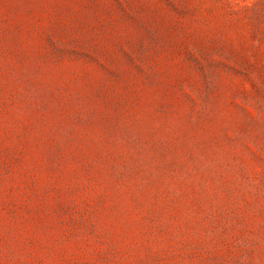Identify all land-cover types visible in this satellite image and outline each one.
Masks as SVG:
<instances>
[{"label": "rangeland", "instance_id": "obj_1", "mask_svg": "<svg viewBox=\"0 0 264 264\" xmlns=\"http://www.w3.org/2000/svg\"><path fill=\"white\" fill-rule=\"evenodd\" d=\"M0 264H264V0H0Z\"/></svg>", "mask_w": 264, "mask_h": 264}]
</instances>
